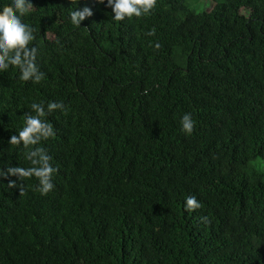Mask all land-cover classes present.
<instances>
[{
    "label": "trees",
    "instance_id": "obj_1",
    "mask_svg": "<svg viewBox=\"0 0 264 264\" xmlns=\"http://www.w3.org/2000/svg\"><path fill=\"white\" fill-rule=\"evenodd\" d=\"M31 2L43 77L0 72V264H264V0H157L122 21L107 0ZM42 101L65 106L45 117V195L7 175L30 166L8 141Z\"/></svg>",
    "mask_w": 264,
    "mask_h": 264
},
{
    "label": "clouds",
    "instance_id": "obj_2",
    "mask_svg": "<svg viewBox=\"0 0 264 264\" xmlns=\"http://www.w3.org/2000/svg\"><path fill=\"white\" fill-rule=\"evenodd\" d=\"M156 2L157 0H107V6H110L113 13L112 19L122 21L125 18H140L150 14ZM32 6L31 0H11L10 4L0 7V72L13 66L18 68L20 80L39 83L43 73L36 63L37 49L35 46H29L35 38L34 29L22 19L30 13ZM91 15L92 10L88 6L82 9L75 8L69 13L70 23L80 26L81 21ZM146 34L151 36L154 30H149ZM154 46L159 48L160 45L156 43ZM30 108L31 111L24 115L22 126L8 141L12 145H23L26 149L25 159L30 166H10L7 168V175H16L18 178L35 177L38 181L37 190L41 195H45L54 188L52 177L57 171L50 163L51 157L46 150L39 146L42 140L54 135L53 126L45 117L55 110L63 111L65 106L58 101H49L46 104L42 101L31 103ZM179 125L181 132L190 135L194 128L192 114L183 113L179 118ZM4 175L5 173L0 171V176ZM9 186L14 185L10 182ZM200 206L196 196L185 197L186 211L195 210Z\"/></svg>",
    "mask_w": 264,
    "mask_h": 264
}]
</instances>
